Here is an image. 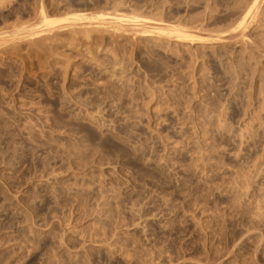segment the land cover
<instances>
[{
    "label": "rangeland",
    "instance_id": "obj_1",
    "mask_svg": "<svg viewBox=\"0 0 264 264\" xmlns=\"http://www.w3.org/2000/svg\"><path fill=\"white\" fill-rule=\"evenodd\" d=\"M253 2L0 0V264H264Z\"/></svg>",
    "mask_w": 264,
    "mask_h": 264
},
{
    "label": "bare ground",
    "instance_id": "obj_2",
    "mask_svg": "<svg viewBox=\"0 0 264 264\" xmlns=\"http://www.w3.org/2000/svg\"><path fill=\"white\" fill-rule=\"evenodd\" d=\"M254 2L250 5V7L249 8H247V9H245L244 11L246 12V14L243 16V22L244 23H246V20H247V18L249 17V16H253V15H256L257 14V12H258V10H259V8H260V3H259V0H253ZM244 4H245V1H244ZM247 4V3H246ZM249 4V3H248ZM244 6V5H243ZM45 8V7H44ZM244 8V7H243ZM240 10V9H239ZM243 10V9H242ZM244 13V12H243ZM39 14V13H38ZM41 14L43 15V18H42V21H43V26H45V27H51L52 25H54V24H62L63 22H65V21H67L68 19H53V18H50V17H48L47 15H45L46 13H45V10H41ZM119 14V13H118ZM95 15V14H94ZM92 16V15H90V16H88V14L87 15H85V14H81V15H77V16H74V17H71L70 18V20L72 21V24L74 23V21H75V23L77 22L78 23V21H80V23H81V21H87V20H91V23L93 22L92 20L94 19V20H103V24H104V20H106V19H108L109 18V20L110 19H112V23H114V26L115 27H118V29L120 28V27H123L125 24H128L129 26L130 25H132V28H134L133 30H136V32L137 33H139V34H145V35H152V34H157V35H160V36H168V37H171V38H174V39H176V40H180V41H190V42H195V41H197L199 38H195L193 35H191V34H189L187 31H185L184 29H182L179 25H167V23L166 24H161V23H159V22H157V23H154V25L152 24V25H146L147 24V22H148V19H145L144 17L142 18L141 16L140 17H138V16H128V15H116V14H114L113 16L112 15H110V16H108V14L106 15H104V14H101V15H95V16ZM254 17V16H253ZM41 18V17H40ZM251 18V17H250ZM85 21H84V23H85ZM242 21V20H241ZM248 21V20H247ZM80 23H78V24H80ZM105 23H106V21H105ZM108 23H109V21H108ZM110 23H111V20H110ZM109 23V24H110ZM66 24V23H65ZM64 24V25H65ZM69 24H71V23H69ZM82 24V23H81ZM86 24H88V21H87V23ZM102 24V25H103ZM124 24V25H123ZM41 25V26H42ZM64 25H63V27H64ZM100 25V24H99ZM123 25V26H122ZM42 26V27H43ZM65 26H67V25H65ZM110 26V25H109ZM135 26V27H134ZM86 27V26H85ZM113 27V26H112ZM131 27V26H130ZM129 27V28H130ZM88 28H90V27H88ZM126 28V27H125ZM85 29V28H84ZM94 29V28H93ZM128 29V28H127ZM45 30V29H44ZM49 30H51V28L49 29ZM75 30V29H74ZM79 30V29H78ZM83 30V29H82ZM87 30V29H86ZM47 31V30H46ZM77 31V30H76ZM42 31L41 30H34V31H32V32H30V34L29 35H35V34H40ZM90 32V31H89ZM92 33H93V31H92ZM136 33V34H137ZM27 34V33H26ZM25 34V35H26ZM82 34V33H81ZM83 35H84V33H83ZM87 35V34H86ZM85 35V36H86ZM28 36V35H27ZM70 36V35H69ZM56 37V36H55ZM147 37V36H146ZM219 37V36H218ZM53 38V37H52ZM68 38V37H67ZM220 38H221V36H220ZM201 39V38H200ZM212 40H213V38H211ZM210 39V40H211ZM217 39V38H216ZM208 40H209V38H208ZM198 41H200V40H198ZM214 41V40H213ZM35 45V44H34ZM39 45V44H38ZM38 45H36V46H38Z\"/></svg>",
    "mask_w": 264,
    "mask_h": 264
}]
</instances>
